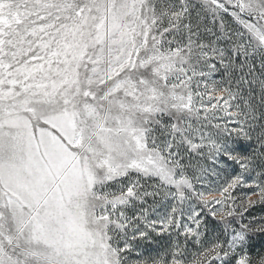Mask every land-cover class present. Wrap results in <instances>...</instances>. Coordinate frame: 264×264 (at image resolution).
<instances>
[{"label": "snow or ice", "instance_id": "snow-or-ice-1", "mask_svg": "<svg viewBox=\"0 0 264 264\" xmlns=\"http://www.w3.org/2000/svg\"><path fill=\"white\" fill-rule=\"evenodd\" d=\"M0 264H264V0H0Z\"/></svg>", "mask_w": 264, "mask_h": 264}]
</instances>
